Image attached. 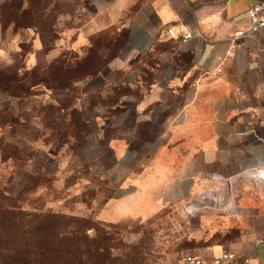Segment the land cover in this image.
I'll list each match as a JSON object with an SVG mask.
<instances>
[{
    "label": "crops",
    "instance_id": "0c3cea01",
    "mask_svg": "<svg viewBox=\"0 0 264 264\" xmlns=\"http://www.w3.org/2000/svg\"><path fill=\"white\" fill-rule=\"evenodd\" d=\"M80 1L85 24L59 32L48 50L33 34L25 64L82 59L90 48L106 61L90 90L103 104L80 137V181L97 193L96 219L143 223L212 191L236 209L221 231L239 235L209 253L227 248L264 264V185L252 172L264 166V33L231 42L264 0Z\"/></svg>",
    "mask_w": 264,
    "mask_h": 264
},
{
    "label": "rangeland",
    "instance_id": "374dc122",
    "mask_svg": "<svg viewBox=\"0 0 264 264\" xmlns=\"http://www.w3.org/2000/svg\"><path fill=\"white\" fill-rule=\"evenodd\" d=\"M30 1L35 7H28L26 0L24 8L32 12L28 9L31 13L19 19V24L26 27L16 29L9 24V17L2 16L5 3L0 0V71H11L8 75L24 74L20 69L25 66L23 56L30 49L28 28L53 45L59 32L84 25L88 19L80 0ZM124 39L125 34L120 37L121 41ZM88 56L78 62L80 67L76 69L73 58L77 55L67 54L72 74L83 76L104 68L106 61L98 49L94 48ZM32 81L28 77L26 83ZM99 85V77H95L70 90H47L41 86L31 91L34 97L29 108L25 95L12 109L6 102L8 95L0 92V123H6L0 127V204L10 202L27 212L39 210L90 219L98 232H105L110 264H184L187 255H204L233 241L239 235L236 229L221 231L237 221L229 204L225 211H214L204 209V204L198 202L199 209L193 215L185 212L186 207H172L143 223L106 224L96 219L95 213L101 207V203L93 204L97 193L80 181L87 177V166L81 150L84 139L79 141L77 133L87 134L90 125L82 124L72 111L75 92L87 95ZM58 99H62L60 104ZM82 101L87 105V99ZM31 116L40 118L36 126L22 122ZM28 134L32 136L25 137ZM227 193L231 194L228 187ZM223 216L228 218L225 223L218 219ZM87 232L91 234L92 230Z\"/></svg>",
    "mask_w": 264,
    "mask_h": 264
},
{
    "label": "trees",
    "instance_id": "16d2710c",
    "mask_svg": "<svg viewBox=\"0 0 264 264\" xmlns=\"http://www.w3.org/2000/svg\"><path fill=\"white\" fill-rule=\"evenodd\" d=\"M25 1L4 0L2 16L9 17V24H13L16 29L26 27L19 24V19L32 12L30 8H24ZM27 2L28 7H35L32 1L27 0ZM28 9L31 12L28 13ZM26 34L30 35V49L23 56L25 66L20 72L24 71V74L18 72L16 75H8L11 71H0V92L8 95L6 102L12 109L24 100L23 95L27 98L26 107L29 108L34 97L31 91L38 87L44 86L47 90H70L80 83L97 77L101 71L100 69L83 76L72 74V67L75 66L76 69L80 67L78 62L86 60L93 48L87 51L86 57L73 58L76 62L73 66L69 65L68 57L65 56L48 67L38 66L29 69L25 64V56L32 49L33 34L40 37L47 50L52 44L34 29L28 28ZM28 77L33 79L30 84L26 83ZM74 94L76 103L72 116L76 114L77 120L82 121V124L85 122L89 124L88 121L95 107L101 103L100 94L82 95L76 92ZM83 99H87L85 106L81 102ZM61 100L58 99V104ZM61 109L65 111L64 106ZM34 117L37 116L25 120L29 121ZM3 124L0 123V127L4 126ZM77 134L79 141L81 136L87 135L82 131ZM88 230H92L91 234L87 232ZM109 262L105 232L104 234L98 232L90 219L43 213L39 210L27 212L10 202L7 205L0 204V264H110Z\"/></svg>",
    "mask_w": 264,
    "mask_h": 264
},
{
    "label": "built area",
    "instance_id": "2783aa9c",
    "mask_svg": "<svg viewBox=\"0 0 264 264\" xmlns=\"http://www.w3.org/2000/svg\"><path fill=\"white\" fill-rule=\"evenodd\" d=\"M243 28L237 30L232 37V43L236 44L242 39H257L261 33H264V1L253 3L245 12L242 20ZM191 38V34L187 33L184 36V41ZM222 70L218 69L216 74ZM254 173V181L257 184L264 185V166L252 170ZM212 191L207 192L197 198L196 204L186 206L185 212L188 215H193L199 207L197 203H203L204 209L214 211L225 210V197L217 198ZM212 201V202H209ZM232 207L231 205H229ZM223 207V209H221ZM184 264H254L253 260L245 255H239L227 248L221 249L219 252H211L204 255H187L183 259Z\"/></svg>",
    "mask_w": 264,
    "mask_h": 264
},
{
    "label": "bare ground",
    "instance_id": "6f19581e",
    "mask_svg": "<svg viewBox=\"0 0 264 264\" xmlns=\"http://www.w3.org/2000/svg\"><path fill=\"white\" fill-rule=\"evenodd\" d=\"M225 186V185H224ZM207 194V193H206ZM217 194V193H216ZM219 198V197H218ZM233 208V210L236 212V209L234 208V207H232ZM233 212V211H232Z\"/></svg>",
    "mask_w": 264,
    "mask_h": 264
}]
</instances>
